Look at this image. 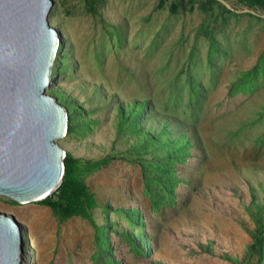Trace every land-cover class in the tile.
<instances>
[{
	"label": "rangeland",
	"instance_id": "obj_1",
	"mask_svg": "<svg viewBox=\"0 0 264 264\" xmlns=\"http://www.w3.org/2000/svg\"><path fill=\"white\" fill-rule=\"evenodd\" d=\"M197 1L172 13V0H53L60 41L47 93L72 126L58 143L77 158L111 159L86 178L99 203L91 219L60 222L38 199L0 197V213L23 230L21 264L257 263L249 248L264 230V76L232 90L264 55V9ZM150 138L162 144L139 150ZM178 143L174 203L154 209L141 160L163 161ZM107 224L102 251L96 232Z\"/></svg>",
	"mask_w": 264,
	"mask_h": 264
},
{
	"label": "water",
	"instance_id": "obj_2",
	"mask_svg": "<svg viewBox=\"0 0 264 264\" xmlns=\"http://www.w3.org/2000/svg\"><path fill=\"white\" fill-rule=\"evenodd\" d=\"M53 0H0V197L44 199L62 180L68 111L47 93L60 36ZM23 230L0 213V264H21Z\"/></svg>",
	"mask_w": 264,
	"mask_h": 264
},
{
	"label": "trees",
	"instance_id": "obj_3",
	"mask_svg": "<svg viewBox=\"0 0 264 264\" xmlns=\"http://www.w3.org/2000/svg\"><path fill=\"white\" fill-rule=\"evenodd\" d=\"M165 1L160 0V6H163ZM210 1V0H206ZM246 3L249 7H260L264 9V0H241ZM197 0H172L170 10L172 13H177L180 9L193 10ZM205 7V2L199 5ZM213 40V37H212ZM212 50H216L214 44L211 45ZM55 68V67H54ZM264 76V55L260 58L258 65L248 72H246L242 80L235 83L232 94L235 95L239 92L240 85L246 84L249 81H255L258 75ZM194 91H198V87L195 85L194 80H191ZM134 124L132 127L134 128ZM72 131L71 116L68 113V129L67 134ZM164 135V134H163ZM264 141V136H263ZM162 141L159 138H150L148 142L139 150H148L152 145H161ZM188 145V144H187ZM182 143H178L176 152L163 161L155 160H141L144 172V192L154 209H159L163 203L169 201L174 203V187L178 184L179 179L175 177L176 170L174 167L175 161L184 160L181 156H185L181 150ZM162 149V146L160 147ZM110 157H104L98 160L81 159L73 156L71 152H66L64 157V174L61 182L58 186L44 199H41L44 204L49 206L55 216H57L60 222H64L73 216H82L91 219V210L99 206L95 193H93L88 184L86 178L89 174L106 165L110 161ZM173 200V201H172ZM17 203V202H16ZM130 222H133L132 214H129ZM261 226H258L253 234V242L250 245V255H258V261L256 264L263 259L264 251V230ZM110 227H99L97 233L98 249L102 250L107 248L110 249V240L108 233H110ZM131 247H134L135 251L140 252V248L136 246L135 242H130ZM112 260L108 258L106 264H114ZM121 264V260H117L116 264Z\"/></svg>",
	"mask_w": 264,
	"mask_h": 264
},
{
	"label": "built area",
	"instance_id": "obj_4",
	"mask_svg": "<svg viewBox=\"0 0 264 264\" xmlns=\"http://www.w3.org/2000/svg\"><path fill=\"white\" fill-rule=\"evenodd\" d=\"M65 154H66V152L64 153V157H65Z\"/></svg>",
	"mask_w": 264,
	"mask_h": 264
},
{
	"label": "bare ground",
	"instance_id": "obj_5",
	"mask_svg": "<svg viewBox=\"0 0 264 264\" xmlns=\"http://www.w3.org/2000/svg\"><path fill=\"white\" fill-rule=\"evenodd\" d=\"M54 189H55V188H54ZM54 189H53V190H54ZM53 190H52V191H53Z\"/></svg>",
	"mask_w": 264,
	"mask_h": 264
}]
</instances>
